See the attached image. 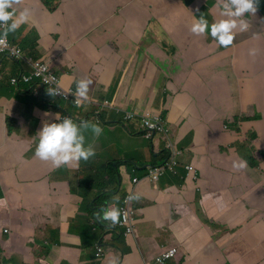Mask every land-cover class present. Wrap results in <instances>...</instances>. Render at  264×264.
<instances>
[{
	"label": "crops",
	"instance_id": "crops-1",
	"mask_svg": "<svg viewBox=\"0 0 264 264\" xmlns=\"http://www.w3.org/2000/svg\"><path fill=\"white\" fill-rule=\"evenodd\" d=\"M14 7L29 12L14 34L24 52L36 38L64 87L91 80L88 99L73 112L76 122L95 124L93 115L103 113L102 133L85 131L95 153L107 161L165 160L160 138L149 143L134 123L109 125L128 111L161 114L184 151L177 174L139 182L135 234L110 235L106 228L98 264L113 255H121L119 264H154L170 247L177 253L164 264H264V0L245 14L249 28L228 47L189 31L193 14L219 18L217 0H57L54 11L41 0H15ZM20 70L27 72L25 63L0 57V264H96L103 229L84 228L89 216L72 173L34 156L36 132L53 115H44L36 92L25 90L31 102L19 101L27 94L9 78ZM103 101L113 107H100ZM26 110L29 117L8 134L6 117L17 123ZM234 116L258 119L234 131L225 126ZM240 159L247 166L234 168ZM186 162L200 170V192L184 179ZM106 164L93 166L96 179L82 191L87 200L97 194ZM118 172L111 206L130 189V168L121 164Z\"/></svg>",
	"mask_w": 264,
	"mask_h": 264
},
{
	"label": "clouds",
	"instance_id": "clouds-1",
	"mask_svg": "<svg viewBox=\"0 0 264 264\" xmlns=\"http://www.w3.org/2000/svg\"><path fill=\"white\" fill-rule=\"evenodd\" d=\"M47 3L48 10L54 11L57 7V0H41ZM15 0H0V57L7 58L14 62H23L26 64L27 72L20 70L16 74L10 76L9 83L17 86V89L22 93L28 91L36 92L37 102L45 110L44 115L52 113L51 121L45 120L41 128L36 132L33 154L41 161L50 163L53 168L64 169L63 166H72L76 172H81V179L85 178L88 182L96 179V174L92 168L98 161H106V172L116 177L117 185L119 183L120 174L118 172L121 164L126 165L131 170L130 189L117 200L115 206L99 208V211H92L88 214L89 220H99L104 227L100 234V241L94 246V261L98 264L106 255L104 247L107 235H103L105 229H108L107 234L123 235L125 237L135 234L137 211L135 202L140 198L136 192V187L142 180L157 182L167 174L175 175L180 166V159L184 155V151L176 146V142L172 140L171 128L166 119L161 114H151L149 112L128 111L123 112L121 122L113 121L109 125L120 124L125 129H128L130 123L138 126V134H140L149 143L158 137L163 143V152L166 154L164 161L158 164H147L128 161H107L104 156L95 153L94 148L90 144L85 143L84 131L89 130L93 136H99L102 133L101 124L103 113L97 111L93 115L95 123L88 121H79L73 108L80 107L84 101L88 99V90L91 80L81 78L75 81L74 87H64L60 82V77L51 62L40 56L39 50L36 48V38L34 46L31 50L21 48L19 41L20 36L15 37V31L23 26L29 20V12L27 9L17 11L14 7ZM259 0H217L219 8V18L209 21L204 15L193 14V18L189 25V31L195 35H204L205 33L212 37L213 41L220 47H228L232 44L237 31L243 32L249 28L248 20L245 14L253 15L258 6ZM21 46H20V45ZM25 86V87H23ZM19 101H30V97L19 96ZM100 107L112 108V104L108 101H103ZM258 118H248L234 116L230 121L225 123V126L237 131L240 123ZM16 120L10 116L6 117V131L12 133ZM262 158L264 151L260 150ZM91 157V158H90ZM90 158V159H89ZM89 159V160H88ZM247 166V161L240 159L233 161V167L242 169ZM112 169V170H111ZM185 172L184 179L190 180L194 187L195 193L200 192V170L198 166L192 162L183 163ZM144 173L142 177H139ZM102 175L96 181L105 180ZM73 179L77 183V188L80 189V183L77 181V175L72 174ZM115 188V189H116ZM112 190L108 189L107 194ZM1 207V203H0ZM102 221L108 222L103 224ZM88 224L84 226L89 228ZM93 226V225H92ZM97 229L96 226H93ZM111 228V229H110ZM110 229V230H109ZM34 243V242H33ZM177 253L175 247H170L163 251L154 260V264H164L167 260L172 259ZM121 255H113L107 260V264H119ZM149 264V263H146Z\"/></svg>",
	"mask_w": 264,
	"mask_h": 264
},
{
	"label": "trees",
	"instance_id": "trees-1",
	"mask_svg": "<svg viewBox=\"0 0 264 264\" xmlns=\"http://www.w3.org/2000/svg\"><path fill=\"white\" fill-rule=\"evenodd\" d=\"M113 174H114V170L111 171V174L107 173V175L105 176V180L95 181L97 186V194L92 199L90 200L86 199L87 191L84 193L80 192V195L82 196V204L80 208L82 210H84L90 215L92 214V211H97L98 208H103L105 206L111 207L112 203H110L109 198H107V196L109 195L107 194V190L108 189L112 191L115 190L117 179L116 177L111 176Z\"/></svg>",
	"mask_w": 264,
	"mask_h": 264
},
{
	"label": "rangeland",
	"instance_id": "rangeland-1",
	"mask_svg": "<svg viewBox=\"0 0 264 264\" xmlns=\"http://www.w3.org/2000/svg\"><path fill=\"white\" fill-rule=\"evenodd\" d=\"M111 10V9H110ZM122 19L123 20H125V18H124V16L122 15ZM99 22H104L102 19H100L99 20ZM114 23H121V22H119L117 19H116V17H115V22ZM159 30V27L155 24V23H152L151 24V26H150V31H151V33L152 34H155V32L156 31H158ZM122 47V46H121ZM122 49H123V47H122ZM131 50V48H129V49H127V50H125L127 53L129 52ZM20 113H23V114H20L19 115V117L20 118H22V119H20L17 123H15L14 122V126L15 127H19V126H21L22 125V123L25 121V119H27L28 117H29V115H30V113L26 110V111H22V112H20ZM34 122H36V118H35V121ZM36 125V123L34 124V125H32V126H35ZM84 135H85V143L86 144H90L92 147H93V143H94V140H93V138L92 137H90V136H88L87 135V133L84 131ZM91 158V157H90ZM89 158V159H90ZM88 159V160H89ZM63 168L66 170V171H69V172H71L72 174H75V175H77V181H79V183H80V192H82V191H84V190H86L85 188H87L88 187V183L86 182L87 180L85 179V178H83V180L81 179V177H82V173L80 172H76V171H74L73 169L71 170V169H69V167L68 166H63ZM82 214H85L84 212H82ZM89 225H93V226H96L97 227V229H98V231H101V229L102 228H104L101 224H100V222H99V220H96V219H90L89 220ZM32 263V262H31ZM149 264H153L152 262H149Z\"/></svg>",
	"mask_w": 264,
	"mask_h": 264
}]
</instances>
